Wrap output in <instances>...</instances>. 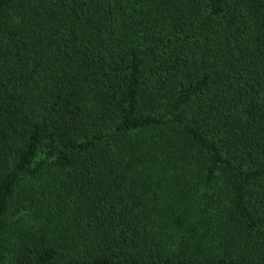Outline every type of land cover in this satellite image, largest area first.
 Segmentation results:
<instances>
[{"label": "trees", "instance_id": "1", "mask_svg": "<svg viewBox=\"0 0 264 264\" xmlns=\"http://www.w3.org/2000/svg\"><path fill=\"white\" fill-rule=\"evenodd\" d=\"M0 264H264V0H0Z\"/></svg>", "mask_w": 264, "mask_h": 264}]
</instances>
